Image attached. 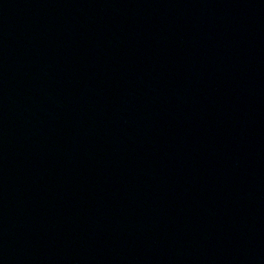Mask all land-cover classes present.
<instances>
[{
  "label": "water",
  "instance_id": "obj_1",
  "mask_svg": "<svg viewBox=\"0 0 264 264\" xmlns=\"http://www.w3.org/2000/svg\"><path fill=\"white\" fill-rule=\"evenodd\" d=\"M0 264H264V0H0Z\"/></svg>",
  "mask_w": 264,
  "mask_h": 264
}]
</instances>
